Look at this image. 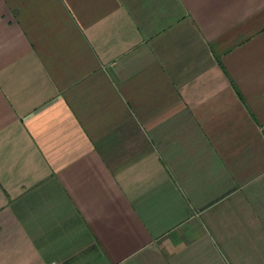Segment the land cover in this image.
<instances>
[{
  "label": "crops",
  "instance_id": "0c3cea01",
  "mask_svg": "<svg viewBox=\"0 0 264 264\" xmlns=\"http://www.w3.org/2000/svg\"><path fill=\"white\" fill-rule=\"evenodd\" d=\"M0 264H264V0H0Z\"/></svg>",
  "mask_w": 264,
  "mask_h": 264
}]
</instances>
